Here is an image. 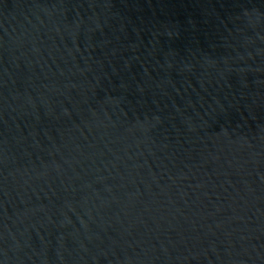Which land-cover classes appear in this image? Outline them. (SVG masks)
Returning a JSON list of instances; mask_svg holds the SVG:
<instances>
[{
	"label": "water",
	"instance_id": "obj_1",
	"mask_svg": "<svg viewBox=\"0 0 264 264\" xmlns=\"http://www.w3.org/2000/svg\"><path fill=\"white\" fill-rule=\"evenodd\" d=\"M0 264H264V0H0Z\"/></svg>",
	"mask_w": 264,
	"mask_h": 264
}]
</instances>
